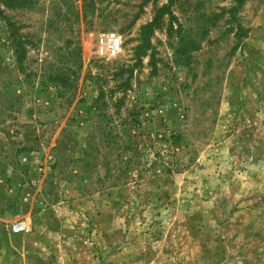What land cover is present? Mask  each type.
Listing matches in <instances>:
<instances>
[{
    "label": "rangeland",
    "instance_id": "374dc122",
    "mask_svg": "<svg viewBox=\"0 0 264 264\" xmlns=\"http://www.w3.org/2000/svg\"><path fill=\"white\" fill-rule=\"evenodd\" d=\"M5 1L0 264H264V0Z\"/></svg>",
    "mask_w": 264,
    "mask_h": 264
},
{
    "label": "trees",
    "instance_id": "16d2710c",
    "mask_svg": "<svg viewBox=\"0 0 264 264\" xmlns=\"http://www.w3.org/2000/svg\"><path fill=\"white\" fill-rule=\"evenodd\" d=\"M17 0H15L16 2ZM26 1L27 0H19L18 2H22L24 4H26ZM6 4H8V2H12V1H9V0H6L5 1ZM11 6V5H10ZM163 10H158L157 12V15L154 17V20L152 23L144 26L142 28V35H143V43L138 47V50L137 51H142L146 48H148L151 43H150V37H149V33L151 32L152 29H154L155 27L159 26L160 25V22L162 20V13ZM0 16H2L5 20H8L9 19L7 18V16L4 15V13L2 11H0ZM10 22V21H9ZM11 28L14 29V25L13 23H11ZM14 42H16V54L23 60L25 58V53H26V49H25V43L22 42V40H14ZM21 60V61H22ZM56 77L53 78V80L55 79ZM57 82H56V87L57 88H61V89H65L67 87V83L63 82V76L61 77H57L56 78Z\"/></svg>",
    "mask_w": 264,
    "mask_h": 264
},
{
    "label": "built area",
    "instance_id": "2783aa9c",
    "mask_svg": "<svg viewBox=\"0 0 264 264\" xmlns=\"http://www.w3.org/2000/svg\"><path fill=\"white\" fill-rule=\"evenodd\" d=\"M24 227L23 226H16L15 228H14V231L15 232H19V231H21V229H23Z\"/></svg>",
    "mask_w": 264,
    "mask_h": 264
}]
</instances>
